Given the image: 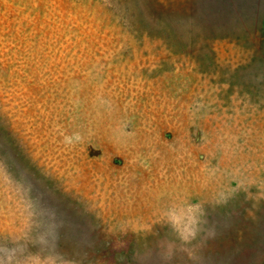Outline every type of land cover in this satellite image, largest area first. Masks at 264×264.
Wrapping results in <instances>:
<instances>
[{"label": "rangeland", "instance_id": "rangeland-1", "mask_svg": "<svg viewBox=\"0 0 264 264\" xmlns=\"http://www.w3.org/2000/svg\"><path fill=\"white\" fill-rule=\"evenodd\" d=\"M178 200L202 264H264V0H0V244L44 211L66 264H141Z\"/></svg>", "mask_w": 264, "mask_h": 264}, {"label": "clouds", "instance_id": "clouds-1", "mask_svg": "<svg viewBox=\"0 0 264 264\" xmlns=\"http://www.w3.org/2000/svg\"><path fill=\"white\" fill-rule=\"evenodd\" d=\"M216 203H224L223 198ZM208 215L202 202L178 200L168 204L160 213L168 234L155 248L138 254L141 264H175L178 256L186 257L189 264H202L201 242L214 238L217 232V221ZM60 227L55 213L41 211L28 236L0 244V264H66L58 250Z\"/></svg>", "mask_w": 264, "mask_h": 264}]
</instances>
